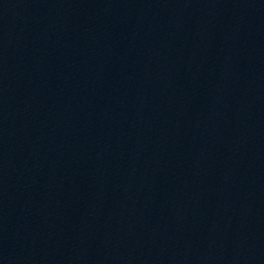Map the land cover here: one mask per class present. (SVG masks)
Instances as JSON below:
<instances>
[{"label": "water", "instance_id": "1", "mask_svg": "<svg viewBox=\"0 0 264 264\" xmlns=\"http://www.w3.org/2000/svg\"><path fill=\"white\" fill-rule=\"evenodd\" d=\"M0 264H264V0H0Z\"/></svg>", "mask_w": 264, "mask_h": 264}]
</instances>
